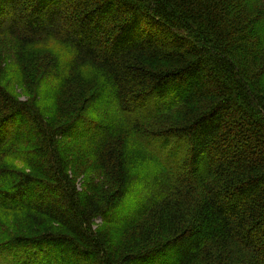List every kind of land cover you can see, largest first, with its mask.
I'll list each match as a JSON object with an SVG mask.
<instances>
[{
  "label": "trees",
  "instance_id": "1",
  "mask_svg": "<svg viewBox=\"0 0 264 264\" xmlns=\"http://www.w3.org/2000/svg\"><path fill=\"white\" fill-rule=\"evenodd\" d=\"M0 40L38 72L0 78V264H264V0H0Z\"/></svg>",
  "mask_w": 264,
  "mask_h": 264
},
{
  "label": "rangeland",
  "instance_id": "2",
  "mask_svg": "<svg viewBox=\"0 0 264 264\" xmlns=\"http://www.w3.org/2000/svg\"><path fill=\"white\" fill-rule=\"evenodd\" d=\"M10 48L6 45L5 42L0 40V78L5 86L9 88H15V91H18L21 98L28 97L30 91L26 90V87L31 90L30 86L27 84L28 79H35L36 74L38 72H30L29 67L22 68L19 65V62L16 61L15 57L10 53ZM33 54L35 56H39L37 62H43V67L45 68L47 65H50V62L54 60L55 57L59 59L61 63H64L70 57L69 53L62 48L58 43L54 40H46L42 43L41 47L34 50ZM52 57L51 59H49ZM50 61V62H49ZM43 68V69H44ZM35 70V68H33ZM44 73V70H43ZM41 87L39 88V92L41 91H49L52 93L55 85H59V83L55 82L53 79H48L47 76L43 74L41 76ZM53 80V81H52ZM27 82V83H26ZM28 93L26 96L25 92ZM140 190L144 193L146 191L145 187H141L134 194H132L133 199H135L138 194H140ZM140 191V192H139ZM136 195V196H135ZM132 201L125 205L121 211L131 210L134 206L131 207ZM45 255H39V258H43Z\"/></svg>",
  "mask_w": 264,
  "mask_h": 264
}]
</instances>
